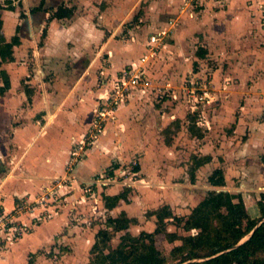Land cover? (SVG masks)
<instances>
[{"label":"rangeland","instance_id":"374dc122","mask_svg":"<svg viewBox=\"0 0 264 264\" xmlns=\"http://www.w3.org/2000/svg\"><path fill=\"white\" fill-rule=\"evenodd\" d=\"M86 3L88 7L83 5L84 9L94 7L91 19L95 24L100 18L97 13H107L106 35L113 36L115 50L127 57L119 70L109 72L112 63L109 54L101 52L103 43L94 47V56L99 53L93 68L95 87L105 86L109 94L92 114L87 132L71 144L62 174L49 187L34 191L32 198L27 195L17 200L10 213L3 214L0 206V255L40 228V237L45 240L36 250L37 256L29 257L17 249L11 264L89 262L94 255L91 248L96 232L111 216L101 208V195L93 185L99 183L102 187L117 185L125 196L129 195L128 204L117 205V212L124 207L136 217L128 230L114 233L109 247L115 248L125 233L138 237L142 232H150L157 249L172 263L170 250L181 243L176 236L197 231H185L172 219H166L162 232L155 233L157 218L152 213L168 205L175 215H189L195 200L190 196L181 205L178 197L195 193V186L183 189V177L187 174L190 178L189 171L195 164L193 157L202 155L200 148L205 154L215 151L220 162L227 159L231 169L237 168L242 157L236 158V153L245 154L241 141L252 131L264 133V0H86ZM160 31H166L162 40L149 45L147 37ZM145 55L149 57L142 69L147 80L115 104L111 95L116 79L124 71L139 67L138 60ZM123 117L127 126H117ZM108 122H114L124 132L121 151L133 149L131 153L107 155L98 169L84 179L77 169ZM198 135L203 136L201 140L195 138ZM114 142L117 147L119 141ZM234 147H239L238 151ZM14 148L11 137H0V186L15 168L14 161L20 158L17 153L13 155ZM259 154L260 174L264 176V152ZM245 166L246 176H253L250 164ZM172 167L173 173L168 174ZM201 176L204 180L205 172ZM261 179L259 188L248 186L250 197L264 193V178ZM237 186L234 182V187ZM135 196L136 202L132 199ZM185 207L187 210L183 211ZM247 207L253 218V210L258 209L256 203H247ZM57 216L63 218H54Z\"/></svg>","mask_w":264,"mask_h":264},{"label":"crops","instance_id":"0c3cea01","mask_svg":"<svg viewBox=\"0 0 264 264\" xmlns=\"http://www.w3.org/2000/svg\"><path fill=\"white\" fill-rule=\"evenodd\" d=\"M0 5V40L11 42L15 37L18 39V43L12 46L13 59L4 62L0 60V70L5 72L9 80V86L4 92H0V134H5L0 137H11L15 142L13 155L17 153L20 157L14 161L15 168L0 186V206L3 208V214H8L14 209L17 200L27 195L32 198L34 191L49 187L51 181L62 174L71 144L87 132L92 122V114L102 98L109 94L105 86L95 87L96 76L93 68L98 62L96 56L99 53L94 56V47L103 43L101 52L109 54L112 63L111 68L107 70L109 72L119 70L127 56L115 50L113 36L106 35L109 26L107 13H97L100 18L95 24L91 19L94 7H83H88L86 0H0ZM59 8L70 10L71 16L52 17ZM138 61L140 64V60ZM2 86L3 80L0 77V87ZM125 120L124 117L117 120V126L122 124L126 127ZM117 126L114 122H108L97 142L86 150L87 158L77 169L80 177H90L92 172L98 169L103 158L113 152L117 155L131 153L132 147L121 151L124 132ZM202 137L195 136L199 140ZM115 140L119 141L117 147ZM241 143L245 147V154H239V147H234V150L238 151L236 158H242L241 162L237 163L238 167L232 169L227 164V159L220 162L215 151L205 154V151L199 149L202 154L200 156H208L209 160L197 167L194 164L189 171L190 178L186 177L187 174L183 177V189L195 186V193L192 192L189 197H184V193L180 195L178 198L181 199L177 200L182 202L181 205L192 196L195 200L192 208L195 207L209 190L240 194L246 208L247 203L253 202L257 205L258 196L262 192L250 197L247 191L250 189L248 186L259 188L261 178H264L260 174L262 160L259 154L264 152V133L252 131ZM200 156L196 158L199 159ZM248 163L250 171H254L253 176L249 177L245 173V165ZM186 166L188 170V165ZM216 169L223 171L224 186H212L208 182V177ZM181 170L184 173V169ZM172 171L173 167L168 174ZM204 172L206 176L203 180L201 175ZM234 182L238 183L237 187H234ZM93 185L101 195V208L111 214L105 221L106 225L104 223V227L99 230L107 228L109 218L115 219L122 214L130 220L129 224L135 220L136 217L130 215L124 207L123 211L117 212V205L128 204L129 195L119 199L111 208L105 206L103 197L116 196L123 193L122 189L117 188V185ZM137 197L132 198L134 202ZM171 207L174 209L173 205ZM182 210L187 209L185 207ZM258 210H253V218L260 216ZM171 212L175 215V212ZM124 230H128V227ZM37 232L25 235L19 244L0 255V258L3 257L0 264L13 263V253L17 249L26 252L29 257L37 256L36 250L45 240L44 236L40 237V232Z\"/></svg>","mask_w":264,"mask_h":264},{"label":"trees","instance_id":"16d2710c","mask_svg":"<svg viewBox=\"0 0 264 264\" xmlns=\"http://www.w3.org/2000/svg\"><path fill=\"white\" fill-rule=\"evenodd\" d=\"M69 16L71 11L63 8L52 14L56 18ZM17 43L16 37L11 42L0 40L1 62L13 59L12 46ZM0 77L3 80L0 92H4L9 86V80L3 70H0ZM208 160V157H195V166ZM208 182L212 186H224L223 171L214 170ZM121 198H125L124 193L103 197L107 208L113 207ZM257 207L260 216L252 218L239 194L218 190L207 191L186 217L173 215L167 205L160 207L152 213L157 218L155 233L162 232L166 219H172L185 231H197L195 234L176 236L181 243L170 250L172 263L157 249L152 233L142 232L138 237L125 233L120 243L110 248L109 242L114 233L126 229L130 220L124 214L115 219L109 218L107 228L97 232L91 248L94 255L85 264H264V193L257 200ZM249 234L248 239L241 242ZM105 249H108L107 253Z\"/></svg>","mask_w":264,"mask_h":264},{"label":"built area","instance_id":"2783aa9c","mask_svg":"<svg viewBox=\"0 0 264 264\" xmlns=\"http://www.w3.org/2000/svg\"><path fill=\"white\" fill-rule=\"evenodd\" d=\"M166 34V31H160L157 35L150 34L147 37V43L149 45H155L157 42L162 40V37ZM148 56H143L140 59L139 67H133L128 71H124L120 78H117L112 89L111 98L116 104L119 101H122L123 98L129 94L130 90L141 86L145 80H147L145 72L142 69V65L147 61ZM103 115V113H101Z\"/></svg>","mask_w":264,"mask_h":264},{"label":"water","instance_id":"95a60500","mask_svg":"<svg viewBox=\"0 0 264 264\" xmlns=\"http://www.w3.org/2000/svg\"><path fill=\"white\" fill-rule=\"evenodd\" d=\"M262 220H264V218H263ZM262 220H261V221H262ZM261 221H260V222H261ZM260 222H259L258 224H260ZM249 236H250V234H249L247 237H245L241 242H243V241H245L246 239H248ZM182 264H185V263H182Z\"/></svg>","mask_w":264,"mask_h":264}]
</instances>
